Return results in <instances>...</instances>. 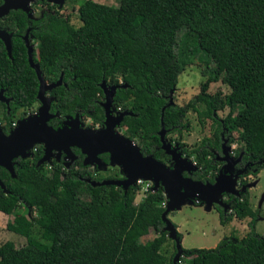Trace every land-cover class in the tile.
I'll use <instances>...</instances> for the list:
<instances>
[{
  "label": "trees",
  "instance_id": "1",
  "mask_svg": "<svg viewBox=\"0 0 264 264\" xmlns=\"http://www.w3.org/2000/svg\"><path fill=\"white\" fill-rule=\"evenodd\" d=\"M52 9L46 6L35 20L20 8L0 16V29L10 35L9 54L0 40V91L8 99L7 105L0 101L4 134L12 128L14 107L31 110L37 102L38 79L21 37L26 30L38 42L37 56L30 53V58L40 76L47 83L60 77L59 84L47 90L49 112L56 116L46 123L53 129L75 114L90 119L91 125L103 124L100 84L118 85L111 104L126 112L119 122L124 136L142 156L170 164L158 132L163 127V139L169 133L179 136L188 126L183 118L189 107L199 124L204 118L210 121L212 131L188 150L176 142V150L192 156L195 165L182 175L208 184L218 172L235 175L239 189L224 192L221 199L227 208L216 203L212 207L220 225L232 218L249 220L241 237L230 232L213 247L180 246V254L190 264H264V231L254 229L257 210L249 206L246 187V178L264 166V0H118L115 6L79 0L77 27ZM180 30L209 55L215 75L200 83L195 104L176 108L169 104V94L182 70L175 51ZM217 77L232 83L229 93L207 92ZM234 103L239 104L234 115L230 110L224 117L217 115ZM235 130L242 145L234 148L235 162L228 166L227 148ZM34 148L31 157L12 159L13 176L0 165V212L29 208L36 221L43 219L49 226L38 240L30 236L31 221L25 215L12 217L5 229L25 241L19 247L9 241L0 244V264H179L173 260L180 240L176 229L172 253L165 256L161 251L168 232L160 217L166 199L160 185L148 188L134 203L137 184H91L88 180L116 177L94 175L97 167L83 163L79 148L70 147L74 155L67 166L61 152L48 168L45 161L38 163L43 145L35 143ZM97 156L109 164L108 152ZM149 230L155 236L140 242Z\"/></svg>",
  "mask_w": 264,
  "mask_h": 264
},
{
  "label": "water",
  "instance_id": "2",
  "mask_svg": "<svg viewBox=\"0 0 264 264\" xmlns=\"http://www.w3.org/2000/svg\"><path fill=\"white\" fill-rule=\"evenodd\" d=\"M28 0H3L0 4V16L6 14L10 9L20 8L24 12H28L26 6ZM60 1V0H58ZM0 40L3 42L7 54L10 52V35L0 29ZM28 62L35 70L38 79V90L36 94L37 100L40 102L38 114L19 119L16 125L9 130L5 135L0 128V165L4 167L13 176L12 159L16 156L25 157L30 146L35 143L43 145V153L38 163L49 160L53 151L56 153V158L64 153V159H67L65 166L73 159V154L70 150L71 146L79 148L84 154L83 163L93 164L99 168L103 163L98 158V154L108 152L109 164H115L120 167L123 177L120 179H107L100 182L88 180L91 184L109 183L120 185L126 188L128 185L134 184L138 178L146 179L153 182V189L158 185L161 186L162 192L167 197V205L161 213V220L164 222V229L168 232L170 238H174L175 228L170 224L167 218L169 209H178L182 204H193L194 201H199V204H204L205 209H209L213 203L220 204L227 208L222 203L218 195L224 192L235 193L237 190L233 188L235 184V175L217 173V176L212 184L201 183L191 180L187 176L182 175V171H190L195 169V165L191 161L181 156L175 146H170L163 139L164 130L160 128L159 140L161 149L170 156V166L165 167L162 163L151 156H142L138 148L134 146L131 140L125 136L114 132L113 128L118 125L121 117L126 112L118 113L114 117H110L107 112V107L111 104V97L114 89L118 85H112L106 88L104 82H101L100 87L104 93V102L101 103L104 122L100 129L91 130L89 128H79V119L75 115L68 120L64 126L58 129H53L46 124V120L53 116L50 114L49 103L51 97L46 96L44 91L49 90L56 84H59L60 77L55 83H47L39 74L37 64L33 63L30 58V46H27ZM125 86V84H122ZM0 101L6 105L8 99L2 96L0 91ZM228 149V148H227ZM65 156L67 158H65ZM183 157V158H181ZM227 157V165L235 162V159ZM0 187L4 186L0 181ZM183 194V196L181 195ZM181 196L179 199L178 197ZM173 209V210H174ZM180 240L177 241V251L173 256V260L180 254Z\"/></svg>",
  "mask_w": 264,
  "mask_h": 264
},
{
  "label": "rangeland",
  "instance_id": "3",
  "mask_svg": "<svg viewBox=\"0 0 264 264\" xmlns=\"http://www.w3.org/2000/svg\"><path fill=\"white\" fill-rule=\"evenodd\" d=\"M94 2L105 4V5H117L118 0H93ZM79 0H63L61 5H53V10L57 12V16L64 18L67 21V24L71 27H77L80 24L78 20L76 7ZM28 3V1H27ZM27 6V4H26ZM28 7V6H27ZM44 10L43 7H34L33 12H31L32 17H39L40 13ZM33 44V48L35 49L37 56V47L38 42L36 40L31 41ZM175 51L177 54V58L182 67V70L177 75L176 84L172 88L169 94V104L174 107H181L185 104L194 103V98L196 94L199 92L200 83L205 81L207 78H211L215 75L214 72V63L203 50H201L193 37L184 36L183 30L178 31L176 36V44ZM232 83L230 81L223 82L220 77L214 79L208 83L207 92L213 93L215 91H220L222 94L229 93L231 89ZM107 88V87H106ZM48 92V91H47ZM46 94V91H44ZM47 95V94H46ZM105 99H102L104 102ZM195 104V103H194ZM33 109L39 108L40 105L34 103L32 105ZM200 107V106H199ZM239 108V104L234 103L230 108L225 106L222 110L217 111V115L219 117H224L227 112L230 110L232 115L235 114L236 110ZM1 110V107H0ZM107 114L111 117H116L118 114L115 112L116 109L113 108L110 104L107 107ZM32 111V110H31ZM31 111L23 108V107H14L13 113L11 115V120L14 119L16 121L17 117L22 114L23 117H27L30 115ZM29 114V115H28ZM184 121L188 122L187 128H183L181 134L178 136L176 133H169L165 136V142L170 146H175L176 142L179 141L183 144V147L188 150L190 148L195 147L204 136H209L211 134L212 128L210 126V121L204 118L199 124L196 119V114L191 108H187L184 114ZM0 120V124H1ZM90 119L86 120L83 124L79 123V128H89L91 130L100 129L101 127H87ZM114 132L120 135H125V130L123 126L115 125L113 128ZM232 142L229 145L227 151L230 153V159H234L232 157V151L234 148L241 146L242 143L237 138V131H233L232 133ZM135 146V145H134ZM56 155L51 154L49 160L45 163L46 168H48V164L51 161L52 157ZM181 156L186 157L184 153ZM181 157V158H183ZM65 158H67L65 156ZM188 158L192 164V156L186 157ZM67 160V159H65ZM90 168H93V164L90 165ZM170 166V164L166 163L165 167ZM94 170V175L96 176H115L116 178L122 177L120 167L115 164H102L99 168ZM140 179V178H138ZM137 180V179H136ZM134 181V184L138 185V189L134 194L133 202L137 203L140 201L144 195L145 191L149 189H153V182L140 179V181ZM246 187L248 188L249 193V206L252 210H257V218L254 221V229L257 233L261 234L264 231V166L260 169L256 176H248L246 178ZM146 188V190H145ZM233 188L236 190L239 189V186L234 184ZM164 195V194H163ZM166 195V193H165ZM164 195V196H165ZM183 196V194H181ZM181 196L178 197V199ZM224 193H221L217 196L219 199H223ZM165 201L161 202V206L167 205V197L165 196ZM184 198V196L182 197ZM199 202V201H194ZM174 209V208H173ZM169 209L167 212V218L175 224L176 231L180 234V246L182 248H208L213 247L218 242V240L228 235L230 232H233L235 236L241 237L243 236L248 228L246 226L248 217L243 219L232 218L225 225H220L217 218V213L215 214L212 210L203 209L199 205H182L179 209ZM0 212V244L5 241H9L14 247L21 246L25 239L23 236L15 234L11 231L5 229V223L10 221L12 217L23 214L27 219L31 221V231L30 236L32 238L41 240L40 234L44 227L49 226V222L40 219L36 221L38 216L36 213L29 209L22 207H18L14 209L10 214H4ZM155 236V232L149 230L145 236H142L139 240L140 242L145 241L151 237ZM218 238V240H216ZM162 253L165 256H168L173 251L172 239L169 235H166V241L162 245L161 248ZM175 261L179 264H190L187 260V257L181 256L179 254Z\"/></svg>",
  "mask_w": 264,
  "mask_h": 264
},
{
  "label": "flooded vegetation",
  "instance_id": "4",
  "mask_svg": "<svg viewBox=\"0 0 264 264\" xmlns=\"http://www.w3.org/2000/svg\"><path fill=\"white\" fill-rule=\"evenodd\" d=\"M62 1L63 0H60V1H58V0H28V3H27V6H28V12L26 13L25 12V14H26V16L29 18V19H31V20H35L36 18H38V17H32V13L31 12H33V8L34 7H39V6H41V7H43V8H45L46 6H51V7H54L53 5H61V3H62ZM2 2H3V0H0V4H2ZM44 2V3H43ZM46 2V3H45ZM56 2H58V3H56ZM56 3V4H55ZM19 9V8H18ZM21 10V9H20ZM23 11V10H22ZM52 11H54L53 9H52ZM51 11V12H52ZM24 12V11H23ZM27 31L28 30H26V32L21 36L22 37V40H23V42H24V45L27 47V46H30V53H31V55H32V53H36L35 52V49L33 48V44H32V42L31 41H33V40H36L35 38H33L31 35H27ZM111 86V85H110ZM47 94V95H46ZM46 96H49V97H51L50 95H49V93L46 91ZM37 99V98H36ZM51 101V100H50ZM35 103H37L38 105H40V102L37 100V102H35ZM111 106H113L112 104H110ZM33 107V106H32ZM116 110H115V112L118 114V113H121L120 112V109H119V107H117V108H115ZM32 110V111H31ZM31 110H29V111H31V113H30V115L29 116H31V115H34V114H38V108H36V106H35V109H31ZM48 112H49V110H48ZM50 113V112H49ZM50 114H54L53 116H56V113H50ZM76 115V114H75ZM53 116H51V117H49V118H52ZM28 117V116H27ZM22 118H26V117H21V118H18L17 117V119H16V123H17V121L19 120V119H22ZM48 118V119H49ZM73 118V117H72ZM72 118H67V119H65V120H63V121H61L60 122V124H59V126H57L58 128H61L62 126H64L65 124H66V122L68 121V120H70V119H72ZM47 119V120H48ZM47 120H46V122H47ZM86 120H88V118H83V117H80V119H79V122L81 123V124H83ZM12 121H14V119L12 120ZM11 121V122H12ZM10 122V123H11ZM47 124V123H46ZM16 125V124H15ZM49 126V125H48ZM94 126H98V127H102L103 126V124H101V125H98V124H94V125H91L90 124V122H89V124H87V127H94ZM117 126H119V124L117 125ZM12 127V126H11ZM14 127V126H13ZM12 127V128H13ZM56 127V129H58ZM0 128H1V124H0ZM11 128V129H12ZM1 130H2V128H1ZM3 132V131H2ZM4 133V132H3ZM5 135H7V134H5ZM34 144L32 145V146H30L29 148H28V151H27V156H25V157H23V158H27V157H31L32 156V154H33V152H34ZM52 154L53 155H56V153H55V151H53L52 152ZM73 154V153H72ZM74 155V154H73ZM17 157V156H16ZM20 157V156H19ZM59 157V156H58ZM15 158V157H14ZM54 157H52L51 159H53ZM56 158V157H55ZM64 158V157H63ZM38 164V163H37ZM105 165V164H104ZM121 177H119V178H115V179H120Z\"/></svg>",
  "mask_w": 264,
  "mask_h": 264
},
{
  "label": "crops",
  "instance_id": "5",
  "mask_svg": "<svg viewBox=\"0 0 264 264\" xmlns=\"http://www.w3.org/2000/svg\"><path fill=\"white\" fill-rule=\"evenodd\" d=\"M236 189V188H235ZM182 205H187V204H182ZM182 205H180V206H182ZM192 205H195L194 203L192 204ZM197 205H199V206H201L203 209H205L204 208V204L202 203V204H197ZM180 208V207H179ZM178 208V209H179ZM208 210H212V211H214L215 212V214H216V211L214 210V208L211 206ZM2 213V212H1ZM4 215V214H3ZM234 219V218H233ZM241 220V219H240ZM227 224V223H226ZM225 225V224H224ZM216 240H218V238H216ZM181 241V240H180Z\"/></svg>",
  "mask_w": 264,
  "mask_h": 264
},
{
  "label": "built area",
  "instance_id": "6",
  "mask_svg": "<svg viewBox=\"0 0 264 264\" xmlns=\"http://www.w3.org/2000/svg\"><path fill=\"white\" fill-rule=\"evenodd\" d=\"M15 124H16V121H12L11 123H10V125L13 127V126H15ZM136 181H140V179H137ZM145 190H146V188H145Z\"/></svg>",
  "mask_w": 264,
  "mask_h": 264
}]
</instances>
